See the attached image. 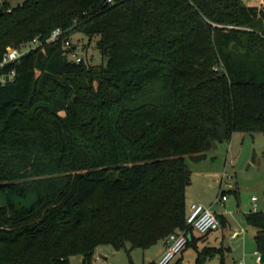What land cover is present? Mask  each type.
Listing matches in <instances>:
<instances>
[{"label": "trees", "instance_id": "16d2710c", "mask_svg": "<svg viewBox=\"0 0 264 264\" xmlns=\"http://www.w3.org/2000/svg\"><path fill=\"white\" fill-rule=\"evenodd\" d=\"M1 9L0 61L8 44L41 45L0 69L15 72L0 87V193L37 195L30 207L0 208V264H92L102 245L129 253L165 242L187 228V158L204 160L236 132H264V6L5 0ZM56 29L60 40L47 42ZM69 36L94 43L104 65L71 58ZM246 223L264 234V212Z\"/></svg>", "mask_w": 264, "mask_h": 264}, {"label": "rangeland", "instance_id": "374dc122", "mask_svg": "<svg viewBox=\"0 0 264 264\" xmlns=\"http://www.w3.org/2000/svg\"><path fill=\"white\" fill-rule=\"evenodd\" d=\"M11 6L16 7L26 0H8ZM247 5L264 6V0H244ZM72 52L77 57L83 58L93 68L104 65V60L95 44H88L84 36H69ZM11 44L6 45L13 48ZM70 57L72 58L71 54ZM219 161L222 164H219ZM191 172V185L186 190V202L189 206L198 201L210 207L220 219V228L209 233L206 237L193 231V235L202 241V244L217 249L212 255H205V247L199 251L193 246H186L177 254L169 264L180 260L183 264H197L198 257L203 253V264H255L254 252L258 250V235L255 228L246 223V214L252 211V198H257V207L264 211V132H236L229 142L218 143L200 162L186 160ZM230 178H224V176ZM238 188V192L236 191ZM225 192L227 200L225 207L215 204L216 199ZM37 200L34 192L21 196L17 192L0 193V208L8 202L16 206L30 207ZM239 204V205H238ZM229 212L226 217H221V212ZM241 232L240 238L244 241L237 248L231 246L230 235ZM215 247V248H214ZM163 248V241L149 249L115 250L112 246L102 245L96 249L92 264H150L156 262L158 254ZM183 255V256H182ZM81 256L70 258V264H82Z\"/></svg>", "mask_w": 264, "mask_h": 264}, {"label": "built area", "instance_id": "2783aa9c", "mask_svg": "<svg viewBox=\"0 0 264 264\" xmlns=\"http://www.w3.org/2000/svg\"><path fill=\"white\" fill-rule=\"evenodd\" d=\"M4 1L5 0H0V9ZM63 34L64 32L62 30L56 29L52 32L47 42H57L60 40ZM40 45V41L38 39H34L32 42H29L23 46L8 48L3 54L2 59L0 61V69H2L4 66L17 62L22 56H24L25 54ZM63 46L64 48H71V42L69 40L65 41ZM71 56L77 62L81 61V58L77 57V54L75 52L71 51ZM14 76V71L9 74L0 73V87L4 86L8 82H13ZM225 177L230 178V176H226L224 174L222 179H224ZM226 200L227 196L225 194H222L216 199V203L221 204ZM256 202L257 198L253 197L252 203L254 204L252 212L258 211ZM186 225L187 228L184 231L172 233L166 238L164 242L166 248L165 252L158 258V260L155 262L156 264H169L173 260V258L177 254L181 253L183 249L187 246L190 241V238L192 237L193 231H196L201 235H207L211 232L217 231L220 228V220L217 214L210 207H207L202 203L195 202L192 203L188 208L186 216ZM237 236L238 233H234L231 238L235 240ZM256 255L258 256L260 263L261 254L256 252Z\"/></svg>", "mask_w": 264, "mask_h": 264}, {"label": "crops", "instance_id": "0c3cea01", "mask_svg": "<svg viewBox=\"0 0 264 264\" xmlns=\"http://www.w3.org/2000/svg\"><path fill=\"white\" fill-rule=\"evenodd\" d=\"M220 162V161H219ZM222 164V162H220V165ZM235 192H238V188H236V191ZM222 194H225V192L224 191H221V194L220 195H222ZM219 195V196H220ZM218 196V197H219ZM258 201V200H257ZM196 202H198V201H196ZM225 202L226 201H224V202H222L221 204H219V203H216V201H215V204H218L220 207H225ZM193 203H195V202H193ZM239 205V204H238ZM258 208V211H262V212H264L263 210H261L259 207H257ZM227 213L229 214V212H221V217H226V215H227ZM249 213V212H248ZM247 213V214H248ZM218 216V215H217ZM218 218H219V216H218ZM220 220V219H219ZM220 225H221V223H220ZM215 232V231H214ZM234 233H238V236H237V238L235 239V240H233L232 238H231V236L234 234ZM208 235V234H207ZM207 235H202V236H204V237H206ZM241 235V232H233V233H231V235L229 236L230 237V240H232V241H234V242H237L238 240H241V243L244 241V239L243 238H240L239 239V236ZM199 238H197V237H195L194 235H193V233H192V237L190 238V241L189 242H192L193 240H195L194 241V244H193V246L199 251V249L201 248V246L202 247H205L206 245L205 244H202V241H199L198 240ZM233 243V242H232ZM241 243L239 244V245H241ZM239 245H238V247H239ZM206 248H211V247H209V246H206ZM215 248V247H214ZM165 243L163 242V248H162V250L159 252V254H158V256L160 257L164 252H165ZM256 252H258L259 254H261V251H260V248H259V244H258V250L257 251H255L254 252V255L256 256V263L255 264H260L259 263V258H258V256L256 255ZM183 256V255H182ZM158 257V258H159ZM158 258H157V260H158ZM156 260V261H157ZM242 264H245V262H243Z\"/></svg>", "mask_w": 264, "mask_h": 264}, {"label": "water", "instance_id": "95a60500", "mask_svg": "<svg viewBox=\"0 0 264 264\" xmlns=\"http://www.w3.org/2000/svg\"><path fill=\"white\" fill-rule=\"evenodd\" d=\"M2 13H3V10L0 9V15ZM219 164H220V162H219ZM256 238H257V241H258V244H259V248H260V251H261L260 263H264V234H258ZM240 243H241V240H238L237 242H233L231 244V246L233 248H237Z\"/></svg>", "mask_w": 264, "mask_h": 264}]
</instances>
